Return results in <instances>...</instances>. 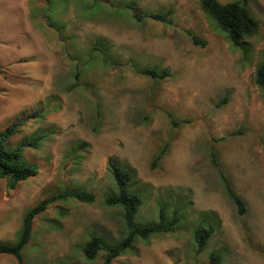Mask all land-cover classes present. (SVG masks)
Here are the masks:
<instances>
[{"label": "rangeland", "instance_id": "obj_1", "mask_svg": "<svg viewBox=\"0 0 264 264\" xmlns=\"http://www.w3.org/2000/svg\"><path fill=\"white\" fill-rule=\"evenodd\" d=\"M238 1L259 21L248 55L201 0H0V130L24 120L11 146L43 135L38 147L24 148L38 174L15 188L0 181V242H15L26 212L62 188L96 196L59 200L38 214L23 264L104 263L106 250L87 258V241L115 243L128 233L123 207L106 203L119 192L111 158L135 170L139 225L158 222L164 206L185 204L173 231L137 239L112 264H212L214 252L222 255L215 264H264V88L255 79L264 0ZM131 2L142 21L125 7ZM154 66L170 75L141 72ZM213 147L247 204L244 214L212 164ZM204 219L215 231L199 252L194 237ZM0 264L20 263L1 254Z\"/></svg>", "mask_w": 264, "mask_h": 264}, {"label": "trees", "instance_id": "obj_2", "mask_svg": "<svg viewBox=\"0 0 264 264\" xmlns=\"http://www.w3.org/2000/svg\"><path fill=\"white\" fill-rule=\"evenodd\" d=\"M203 9L207 11L213 19L218 23L220 29L227 33L231 43L241 50L244 54L251 52V45L248 38L254 35L259 28V21L252 15L247 3H242L238 0L222 3L221 0H201ZM132 11V15L142 21V15L133 2L125 6ZM150 18L161 22H169L168 13L150 12ZM195 44L205 45V41L197 35L191 33ZM95 49H102L96 45ZM142 73L150 75L157 79H162L170 75L166 69L161 70L159 67H145L141 70ZM256 82L264 88V60L256 69ZM40 115L39 111L35 114ZM42 115H44L42 113ZM171 116V113H170ZM172 118V116H171ZM175 126L179 125L178 120H173ZM24 120L8 125L5 129L0 130V181L7 179L10 188H15L18 183L35 176L39 172V167L36 163L28 161L24 156V148L26 146L38 147L43 135L30 136L24 139L17 146L8 145V140L11 139L20 130V126ZM241 133V131L233 132L232 134ZM166 152V148L156 155L153 161V166H157L159 160ZM212 164L220 172L221 181L228 195L233 198L237 204L238 212L246 213L247 204L245 200L237 193L231 183L230 178L221 169L218 151L213 147L210 152ZM109 168L118 184V194L109 195L106 198L108 205H120L124 209L125 223L128 227V233L115 243H108L106 239L99 235H93L85 244L84 250L88 259H95L101 250H106V255L103 264H112V261L121 254L128 251L134 246L137 239H148L150 236L159 232H171L183 219L184 205L183 203L171 204L162 207L160 211V220L147 225H139L136 222V215L143 203L142 197L133 191H130V183L136 176L135 170L131 167L121 164L115 158L110 159ZM95 194L85 189L74 187L62 188L51 195L43 198L25 214L20 235L13 243L0 242V255L9 254L16 257L20 264H23V250L32 238L33 222L35 217L45 211L51 203L56 201L66 202L71 199H76L85 203H93ZM171 212L173 213L171 217ZM208 217L215 218L216 215L209 214ZM207 220V219H206ZM203 223L198 226L195 231L194 241L199 250L203 251L206 247L209 238L213 235L215 229L214 224L210 225ZM222 255L214 252L211 256L212 264L220 263Z\"/></svg>", "mask_w": 264, "mask_h": 264}]
</instances>
